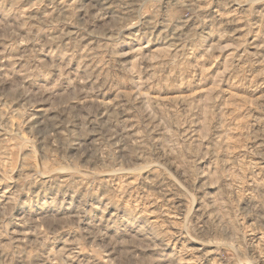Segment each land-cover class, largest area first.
<instances>
[{
	"label": "rangeland",
	"instance_id": "rangeland-1",
	"mask_svg": "<svg viewBox=\"0 0 264 264\" xmlns=\"http://www.w3.org/2000/svg\"><path fill=\"white\" fill-rule=\"evenodd\" d=\"M0 264H264V0H0Z\"/></svg>",
	"mask_w": 264,
	"mask_h": 264
}]
</instances>
